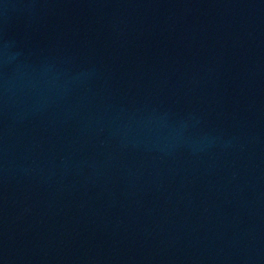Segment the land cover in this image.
<instances>
[{
    "label": "water",
    "instance_id": "obj_1",
    "mask_svg": "<svg viewBox=\"0 0 264 264\" xmlns=\"http://www.w3.org/2000/svg\"><path fill=\"white\" fill-rule=\"evenodd\" d=\"M144 0H0V140Z\"/></svg>",
    "mask_w": 264,
    "mask_h": 264
}]
</instances>
